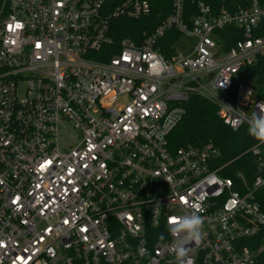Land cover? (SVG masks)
I'll return each mask as SVG.
<instances>
[{
	"label": "built area",
	"instance_id": "2783aa9c",
	"mask_svg": "<svg viewBox=\"0 0 264 264\" xmlns=\"http://www.w3.org/2000/svg\"><path fill=\"white\" fill-rule=\"evenodd\" d=\"M196 10L171 0L136 43L112 23L151 15L146 0H0V264H256L259 144L248 184L223 176L212 140L170 136L192 98L232 131L264 107L240 76L264 55V5ZM193 214L199 242L180 229Z\"/></svg>",
	"mask_w": 264,
	"mask_h": 264
},
{
	"label": "trees",
	"instance_id": "16d2710c",
	"mask_svg": "<svg viewBox=\"0 0 264 264\" xmlns=\"http://www.w3.org/2000/svg\"><path fill=\"white\" fill-rule=\"evenodd\" d=\"M122 0H110V6L120 3ZM151 7V15L138 21L116 20L112 23V32L116 40L128 38L139 43L144 33H150L171 12V0H146ZM187 15L197 13L196 4L202 1L208 4L214 12L222 7L236 8L245 5L246 0H183ZM264 5V0H258ZM258 35L264 36L261 32ZM178 37L175 33L168 36L173 42ZM240 76L252 84L257 98L264 102V55L259 57L256 63L243 68ZM186 115L170 136L173 147L185 144H200L212 140L220 149L218 163L225 166L223 176L236 180L235 175L241 173L246 182L251 184L258 172L257 157L248 150L259 144L261 159L264 162V143H260L247 134L249 126L245 125L237 131L223 125L216 115V109L210 103L192 98L185 105ZM256 200L264 212V189L256 193ZM264 240V231L252 240L253 246H259ZM256 264H264V251L259 255Z\"/></svg>",
	"mask_w": 264,
	"mask_h": 264
},
{
	"label": "clouds",
	"instance_id": "9594fccd",
	"mask_svg": "<svg viewBox=\"0 0 264 264\" xmlns=\"http://www.w3.org/2000/svg\"><path fill=\"white\" fill-rule=\"evenodd\" d=\"M259 113H253L249 120V127L247 134L260 143H264V107L258 106ZM170 223L176 222V218H170ZM203 220L196 214L191 216V219H183L180 223V229L187 230L189 232L188 242L196 241L199 242L201 239V227ZM143 251V250H140ZM186 255V249H178V256L180 258Z\"/></svg>",
	"mask_w": 264,
	"mask_h": 264
},
{
	"label": "rangeland",
	"instance_id": "374dc122",
	"mask_svg": "<svg viewBox=\"0 0 264 264\" xmlns=\"http://www.w3.org/2000/svg\"><path fill=\"white\" fill-rule=\"evenodd\" d=\"M172 45L177 54L181 56H187L192 53L195 46V41L181 36L174 40Z\"/></svg>",
	"mask_w": 264,
	"mask_h": 264
}]
</instances>
